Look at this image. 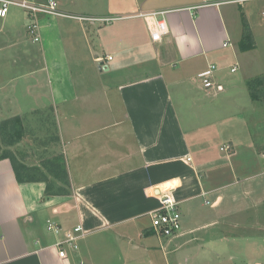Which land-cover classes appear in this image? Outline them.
I'll return each instance as SVG.
<instances>
[{"label":"crops","instance_id":"obj_1","mask_svg":"<svg viewBox=\"0 0 264 264\" xmlns=\"http://www.w3.org/2000/svg\"><path fill=\"white\" fill-rule=\"evenodd\" d=\"M34 1H55L65 14L94 20L42 17V40L34 42L26 14L12 8L0 19V123L16 116L50 120L70 179L68 195L48 196L44 183L20 184L11 162H0V264L219 259L236 214L228 202L242 182L230 162L250 143L223 144V120L198 125L189 115L182 121L171 89L189 86L217 96L228 86L225 71L235 66L234 73H243L236 82L241 89L264 77L256 36L257 28L264 31V5L194 9L202 0ZM160 12L165 15L157 19L166 21L169 33L156 43L141 15ZM244 24L254 47L242 51ZM101 62L98 74L107 83L99 86L89 72ZM211 65L216 66L212 81L222 90L205 89L198 78ZM28 136L27 130L25 141ZM24 140L16 149L25 164L40 166L30 162ZM227 145L230 150L223 152ZM164 194L178 203L182 216V231L173 238L152 229L150 213L160 208ZM248 211L255 209H245L242 222L250 218ZM48 221L85 232L79 250H70L66 260L53 247L57 237L47 232Z\"/></svg>","mask_w":264,"mask_h":264},{"label":"rangeland","instance_id":"obj_2","mask_svg":"<svg viewBox=\"0 0 264 264\" xmlns=\"http://www.w3.org/2000/svg\"><path fill=\"white\" fill-rule=\"evenodd\" d=\"M252 5L262 6L264 1ZM12 11L20 16L26 14L22 9L15 7ZM260 19L264 24V17ZM256 36L259 40V58L264 62V31L262 32L260 28H257ZM75 66L73 65V68L77 69ZM98 72L101 71L97 65L96 70L89 73L93 78L92 80L97 85L102 86V84L107 83L105 81L106 76H101ZM73 73L77 78L78 72L73 70ZM225 76L228 86L225 93H220L217 96L207 97L204 92L189 86L172 87L171 89L174 103L180 111L182 121L188 122L186 116L189 115L193 116L198 125L212 121V118H214V122L223 120L226 121L222 124L223 144H227L230 140L236 142L237 145L243 143L246 146L250 143L247 147H240L242 148L240 149L241 153L238 157L234 156L230 162V167L237 172L242 182L234 185L232 190L236 195L232 196L228 202L230 212L236 214L232 217L233 225L224 232L226 238L223 241L224 246L221 248L222 256L219 259L212 257L211 259L214 260L208 262L198 261L192 264H264V99L260 101L253 99L248 92L249 90L247 91L248 86L246 84L243 85V89H241L242 85L241 88L238 87L236 82L238 79L244 78L240 70L237 73H231L228 69L225 71ZM202 112H207L211 116H203L201 115ZM26 120L29 136L26 141L24 140L22 146L27 149V157L31 158L30 162L37 165L43 160L53 157L57 152L60 154V148L56 143L55 125L50 120L47 121L43 118L30 117ZM247 120L250 131L249 126L247 128L246 125ZM250 132L255 138L253 145ZM223 148L225 147L223 146ZM229 175L231 176L228 177L227 182L234 181V174L229 173ZM250 175L251 177H249ZM249 190L251 192L244 199L242 193L249 192ZM45 196L44 198H46ZM251 203L253 205H250ZM250 207L255 211L251 213L248 211L250 218L246 222H242L245 217L243 211L250 209ZM89 238L96 237L92 235Z\"/></svg>","mask_w":264,"mask_h":264},{"label":"built area","instance_id":"obj_3","mask_svg":"<svg viewBox=\"0 0 264 264\" xmlns=\"http://www.w3.org/2000/svg\"><path fill=\"white\" fill-rule=\"evenodd\" d=\"M264 0H202V4L194 9L200 7H221L226 4H236L243 6L248 2H262ZM15 7L25 11L29 25L28 33L34 40V42H41V18L42 17H63L73 18L80 21L94 20L85 17L70 16L63 13L57 2L48 1L46 3H38L34 0H0V19H5L10 10ZM158 15H165V12L151 13L141 15L147 21L150 22L149 29L151 39L153 42H161L165 36L169 33V28L164 19H157ZM264 16V13H263ZM114 19H100L101 22L110 23ZM230 42L224 44L229 46ZM111 60V57H108ZM103 61V60H102ZM238 69L237 66L231 69L234 73ZM216 70L215 65H211L207 70L203 71L198 75V78L203 84L205 89L220 88L214 84L213 76ZM222 90V87L220 88ZM223 152L230 150V146L227 145L225 148H221ZM152 220V229L156 235L161 238H173L180 234L182 231V216L178 208V203L169 195L164 194L161 197V206L159 209L154 210L150 213ZM46 230L48 233L57 237V242L54 244V248L58 252L60 259L66 260L69 258V251L79 250V241L85 236V232L82 226H77L71 230H64L60 225L55 222L48 221Z\"/></svg>","mask_w":264,"mask_h":264},{"label":"trees","instance_id":"obj_4","mask_svg":"<svg viewBox=\"0 0 264 264\" xmlns=\"http://www.w3.org/2000/svg\"><path fill=\"white\" fill-rule=\"evenodd\" d=\"M253 47L254 39L248 26L244 24L241 49L244 51ZM247 86L253 99L257 101L264 99V77L248 81ZM26 121V118L16 116L0 123V162L4 160L11 162L20 184L44 183L48 196L68 195L70 179L63 154L43 160L40 166L30 167L25 164L24 155L17 150L27 135Z\"/></svg>","mask_w":264,"mask_h":264},{"label":"water","instance_id":"obj_5","mask_svg":"<svg viewBox=\"0 0 264 264\" xmlns=\"http://www.w3.org/2000/svg\"><path fill=\"white\" fill-rule=\"evenodd\" d=\"M103 67H104V64L101 62V63L99 64V69H100V71H103V70H104Z\"/></svg>","mask_w":264,"mask_h":264}]
</instances>
